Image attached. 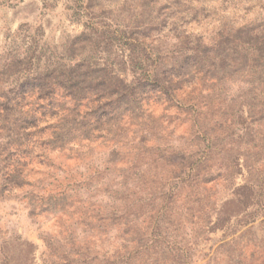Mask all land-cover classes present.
Here are the masks:
<instances>
[{
  "label": "rangeland",
  "instance_id": "obj_1",
  "mask_svg": "<svg viewBox=\"0 0 264 264\" xmlns=\"http://www.w3.org/2000/svg\"><path fill=\"white\" fill-rule=\"evenodd\" d=\"M77 2L0 0V91L30 89L29 78L58 64L68 78L86 51L74 43L87 21ZM97 4L99 24L113 32L99 48L92 37L84 64L94 73L74 71L85 84L95 83L90 72L111 82L97 71L105 65L112 82L129 83L134 52L163 70L182 65L183 74L169 75L190 78L191 93L178 98L184 106L164 99L170 110L122 104L103 126L58 87L56 107L44 108L52 118L12 131L19 146L0 127V163L25 164L23 176L31 159L43 170L0 193V264H264V0ZM37 95H15L30 98L19 112L35 110ZM128 149L134 156L121 166ZM141 151L156 155L144 160ZM203 156L211 167L191 165ZM210 177L215 189L196 190Z\"/></svg>",
  "mask_w": 264,
  "mask_h": 264
},
{
  "label": "trees",
  "instance_id": "obj_2",
  "mask_svg": "<svg viewBox=\"0 0 264 264\" xmlns=\"http://www.w3.org/2000/svg\"><path fill=\"white\" fill-rule=\"evenodd\" d=\"M76 4L77 5L75 8V12H83V14H85V16L87 17V21L85 22V31L75 38L74 43L75 41H78L77 44L79 46H83V49H86V51L87 49L92 51V47L95 45L92 37H96L98 39V43L96 44L97 48H99L103 44H109V36L106 35H110V33L113 31L107 32V30L111 29V27L109 26L105 28L100 25L98 22L100 16L94 15L93 11H95L96 7H98L99 5L97 4V0H88L87 2L84 0H78ZM128 39L131 40L133 39V37ZM133 40L136 41V39ZM86 51L84 52L85 55H83V57L82 55L81 57H79L80 61H76L78 57H74L73 55L70 56V59L76 62L74 65L68 67L70 72V74L67 75L68 78H65V73H63V71L61 70L62 66L58 64L53 69H50V67H48L45 71L39 72L35 76L29 78L28 81L30 83L28 84V88L30 89H27V87H23L17 89V92L16 89H11L10 91L8 90L4 92L0 91V127L8 128L10 132L8 136H10V140L12 142L18 141V143L16 144L17 146L21 144V136L17 134V137H14V135H12V131H19V129L26 128L28 125L31 127H37L39 123L48 121V119L52 118V116L55 114L53 112L47 113L44 108L46 105H49L46 107L47 110H50V107H56L51 97L55 95L58 87L62 88L65 92L63 94L71 99L76 105L86 106L89 114V119L94 117L95 122L103 123V126L106 125L107 119L111 117H117L116 114L122 108V104L130 105L128 109H131L135 108L139 104L140 99H144V101L149 100V102L152 103L156 109L162 107V110H170L166 106H164V103H166L164 99H166L167 102H173L177 106H184V104H182L178 100V98H183L191 93L186 90L187 83L191 80L190 78H182V80H178L174 76L169 75L170 71L172 72V74H174V68H177V74H183L182 65L175 66L174 64H172L170 66H167L166 68L164 67L165 69L163 70L162 68H159L158 65L154 66V64H157V61L159 60L150 62V55H144L142 56L144 58L140 59L139 57H137L138 55H134L133 52L130 59V69L134 74V77L129 83H126L123 80L112 82L114 73V68L112 67L105 65L104 68L97 69V71L104 72L105 74L109 73V80L112 79V81L109 82L107 80H104V78L100 77L99 75H97L98 77H94L93 75H91V72L94 73V70L89 69V63L87 67L84 64L86 63V59L84 58V56L88 54L86 53ZM144 60H148L147 64L151 65H144ZM83 65H85L87 69L92 70L89 74H86V77L91 76L89 80L94 81L95 83L85 84L86 78L80 77L79 74H76V72H74L78 69H82ZM97 71L95 72V74H97ZM27 90H32L34 91V93L38 94L36 97V101H38L39 105L37 108H35V110L31 109L27 113H25V111L19 112V110L22 109L23 106V109H25V107L27 109L28 100L30 98H27V96L19 98L15 95H21V93H25ZM28 96L31 97V94H28ZM53 98L55 100V97ZM163 101L164 103H162ZM132 105L134 106L132 107ZM70 111L74 112L75 109ZM175 117L178 116L172 115V117L170 118L171 123L173 124L176 119ZM198 122L200 123V121ZM180 123H182V125L184 126H187L185 127L187 129L189 127L191 128L189 121L186 118L181 120ZM122 124L124 123H120L119 126ZM190 128L188 130H190ZM29 152L31 151L29 150ZM178 153L181 161H184V159L189 157L190 155V153H184V151H180ZM142 155L143 158L141 157ZM148 155L156 154L152 151H141L138 154V158L141 157L142 159L146 160L147 158H149ZM133 156L134 155L132 154V152L128 149L126 151V154H123L122 158L120 157L119 164H126V159ZM208 158L211 159V157ZM141 160L140 163H138V166H140L144 161L142 160L141 162ZM211 162L212 159L208 163L206 157L203 156L198 160H191V165L195 168L202 167L203 169L209 166ZM29 166V173L23 176L22 170L24 169L25 164H14V162L2 164L1 162L0 193L3 194L5 191L16 192L17 189H23L26 185L39 180L41 178L40 173L43 172L42 168L40 166H37V163L32 162V159L29 163ZM215 179V177H210L208 179L200 181L199 183L201 184L195 185L196 190H199V188L200 190H203V188L215 189L217 187L215 185L217 182ZM112 181L115 187L119 188V186H121L118 178L112 177ZM137 183L140 186L145 185L142 183V181H138ZM50 186L51 185L45 187L44 189L48 190L49 193L51 192L52 194V190L49 188Z\"/></svg>",
  "mask_w": 264,
  "mask_h": 264
}]
</instances>
